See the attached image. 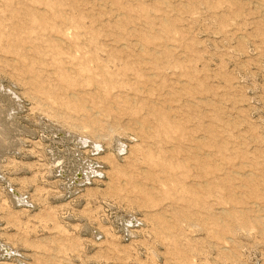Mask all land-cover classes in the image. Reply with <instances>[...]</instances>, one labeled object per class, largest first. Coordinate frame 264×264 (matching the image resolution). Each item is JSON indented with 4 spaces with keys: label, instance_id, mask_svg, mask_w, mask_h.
I'll list each match as a JSON object with an SVG mask.
<instances>
[{
    "label": "rangeland",
    "instance_id": "1",
    "mask_svg": "<svg viewBox=\"0 0 264 264\" xmlns=\"http://www.w3.org/2000/svg\"><path fill=\"white\" fill-rule=\"evenodd\" d=\"M0 264H264V0H0Z\"/></svg>",
    "mask_w": 264,
    "mask_h": 264
}]
</instances>
